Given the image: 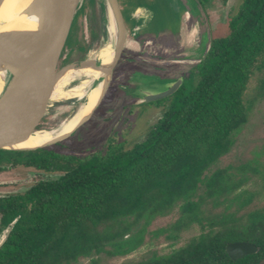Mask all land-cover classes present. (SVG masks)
<instances>
[{"label": "trees", "instance_id": "trees-1", "mask_svg": "<svg viewBox=\"0 0 264 264\" xmlns=\"http://www.w3.org/2000/svg\"><path fill=\"white\" fill-rule=\"evenodd\" d=\"M228 26L227 35L210 39L195 84L185 91L184 82L167 97L168 106L143 139L128 146L108 141L86 155L42 147L0 149V162L59 174L9 195L8 207L0 205L8 210L5 224L18 216L0 246V264H74L80 255L130 251L134 246L123 238L126 231H108V224L147 199L154 214L183 199L179 217L169 225L170 240L193 222L200 231L169 252L116 264H256L264 257V204H255L258 193L244 189L229 197L245 174L233 180L229 166L215 168L204 175L205 190L198 192L204 172L247 121L243 95L264 53V0H241L229 12ZM210 201L225 208L205 214L202 204ZM241 240L258 250L232 260L225 245Z\"/></svg>", "mask_w": 264, "mask_h": 264}, {"label": "rangeland", "instance_id": "rangeland-1", "mask_svg": "<svg viewBox=\"0 0 264 264\" xmlns=\"http://www.w3.org/2000/svg\"><path fill=\"white\" fill-rule=\"evenodd\" d=\"M138 1L132 0L129 5L131 6ZM142 1H147L144 5L150 6L152 12H154V19L147 29L148 34L153 32H158L159 34L176 32L179 23V16L177 14L173 15L167 7L163 8L160 0ZM240 2L241 0H201V3L199 2L200 9L194 6L188 8L190 13L198 12L196 16L198 20L195 22V28H197L199 33L203 32L204 36L200 34L198 39L191 40L187 44L186 49L180 47L183 50L179 52L176 50L172 54L163 53L159 57V59H163L159 61L156 58L147 57L146 55H136L134 59L140 58V60L134 61V63L131 62V67L124 66L125 58L121 55L114 67L111 82L102 97L103 100L101 99L102 101L91 118L87 122H84L75 131L73 137L70 138L72 141L76 140L77 143L81 142V146L77 143L73 144V146L76 149L81 148L83 150L68 149L64 152L85 154L99 149L107 141L123 142L128 146L135 140L143 139L148 127L154 123L168 106V98L155 103L138 105L136 99L139 95L137 92L140 86L139 83L158 77V79L162 77H184L190 71L192 74L195 73V75L192 79L185 78L184 90L187 91L190 89L196 82L198 70L196 71V68L193 69L196 62L193 61V63L189 60H196L198 55H201V58H203L212 37L224 36L229 33V12L235 9ZM150 3H153V5ZM130 6H127V8L122 6L127 26L130 25V22L126 18ZM103 12L104 7L103 10L101 7L90 15L81 31V38L80 34H75L73 38L71 37L72 39L70 38L68 40V44L74 50L75 57L84 54L104 39ZM201 15L205 23H203ZM36 23V17L32 18L23 36L29 37L27 32L34 34L36 31ZM187 23L192 26L194 20H187ZM148 34H144L143 32L141 36L145 37ZM23 42L22 44L19 42L20 44L18 43L15 46V51L23 53L22 55H27L25 52L26 42ZM174 58H184L185 61L183 63L173 64L171 61H174ZM157 61L158 63L156 64ZM149 62L152 64V69L148 68ZM137 64L139 67H137ZM125 70H127L128 74L129 72L134 74V77L132 79H126L124 74ZM32 78L30 77L24 82L20 80V72H7L1 66L0 91L18 89L23 83L30 85ZM94 80L93 76L87 77L86 79H76L70 83V86H80V90H84L85 92V88L90 90L92 84H94ZM85 81L87 82L85 83ZM129 83L132 85H129ZM119 85H127L129 87L126 91H121ZM76 98L75 95H70L59 104L55 103L57 109L53 111V116L47 121L46 125L48 127H54L60 118L71 115L78 108L84 97L81 100H77ZM243 98L247 111V121L235 133V141L228 151L220 156L211 165L209 170L204 172L202 175L203 181H199L201 183H199L198 192L202 193L205 190L204 175H210L211 171L215 168L220 169L229 166L226 168H228V173L233 180L238 179L242 174L246 176L245 182L235 189L229 197L238 192H242L244 189L255 190L258 193L255 204L259 205L264 204V53L260 56V64L250 74ZM65 142L68 141L66 140ZM28 170L20 168L8 169V180H18L8 184V193L23 192L26 190L29 184L28 181L34 180L33 175H35L34 172H28ZM4 174L6 175V172ZM216 182H218V179ZM140 196H142V193H140ZM182 201L183 199H180L175 205L168 206L167 211L156 214H154L155 211L151 210L153 205L148 199L145 202L142 201L134 212H128L120 222L108 224L110 226L108 231L112 229H116L118 232L126 231L123 238H128L127 243L134 246L130 251L115 255L108 254L105 251H100L97 254L80 255L76 258L74 264H88L92 258H96L98 264L129 262L148 257L154 253L163 254L178 247L184 243L186 238L200 231L199 225L193 222L190 226L181 229L180 235L176 240H170L166 236L167 233L171 232L169 225L180 215L179 206ZM225 201L224 204L226 205L227 202ZM225 205L222 202H204L202 204V210L205 214L217 213L224 209ZM99 229H101L99 232L102 233V228ZM110 246L106 245V248H110Z\"/></svg>", "mask_w": 264, "mask_h": 264}, {"label": "water", "instance_id": "water-1", "mask_svg": "<svg viewBox=\"0 0 264 264\" xmlns=\"http://www.w3.org/2000/svg\"><path fill=\"white\" fill-rule=\"evenodd\" d=\"M107 3L113 14L115 36L110 39L106 37L104 42L101 40L95 47L75 57L74 50L68 44V40L71 37L73 38L75 34H80L90 15L98 8L102 7L103 10ZM21 13L35 14L37 17L36 34L30 33L29 38L26 40V53L28 56L24 57L12 50L3 40L4 36L0 35V64L7 72L32 71L33 78L25 104L0 114V149L4 150H30L52 145L68 137L78 126L88 120L107 90L114 67L129 34L119 0H30ZM3 32H6V30H3ZM103 44L115 49L108 72L104 74V77L108 76L105 90L89 115L78 122L64 136L28 148H13L14 145L26 141L34 132L56 129V126L48 127L46 123L53 116V111L57 109L55 103L59 104L67 97L54 94L50 96L51 90L64 92L70 87V83L74 79L60 83L58 78L65 71L75 69L83 62L91 60L94 52ZM94 79L95 84L97 79L95 77ZM181 81L182 79L178 78L169 87L164 90H157L154 93H151L148 88H143L139 92L144 94L142 99L145 102L158 100L174 93ZM83 97H77L76 99L81 100ZM55 177L54 175L51 176L52 179ZM15 220L16 218L10 223L8 232L1 235L0 246L6 240ZM257 250V246L244 240L232 241L225 245V251L232 260L253 254ZM256 264H264V257Z\"/></svg>", "mask_w": 264, "mask_h": 264}, {"label": "flooded vegetation", "instance_id": "flooded-vegetation-1", "mask_svg": "<svg viewBox=\"0 0 264 264\" xmlns=\"http://www.w3.org/2000/svg\"><path fill=\"white\" fill-rule=\"evenodd\" d=\"M120 1H121L122 6L127 8V6H130L129 3L132 0H120ZM160 1L162 2L163 8L167 7L168 10L170 11V13H172L173 15L177 14L179 16L178 29H176L175 33L174 32L173 33L168 32V33H164V34H159L158 32H153V33L148 34L147 29H148L149 25L152 23V20L154 19V12H152V9L150 6L144 5V3H147V1L139 0L137 3L132 4L130 6V8L128 9V12L126 14L127 21L130 22V25L127 26L128 31H129L128 42L124 45V48H123L122 53H121V55H123L125 58L124 66H127V67L130 66L131 67V62L134 63V61L140 60V58L134 59L136 55H146L147 57L156 58V60L159 61L160 59H163V58L159 59L161 54H163V53L172 54L176 50L179 52V51L183 50L180 47H183L186 49L187 44L193 39L194 40L198 39L200 34L202 36H204L203 32L199 33L197 28H195V22L198 20L196 17L198 15V12L190 13L189 9H188L191 6L192 7L194 6L197 9H200L199 8V2L201 3V0H160ZM150 4L153 5V3H150ZM192 14H193V16H192ZM201 18H202L203 23H205L202 15H201ZM187 20H194V24L192 26L188 25ZM27 27L25 28V30L27 29ZM25 30L19 36V38L15 41V43L13 45L14 47L19 42L22 44L24 39H25L24 42H26V39L29 38V37L23 36ZM143 32H144V34H148V35L145 37L141 36V34ZM80 38H81V33H80ZM201 57H202L201 55H198V58L196 60H189L192 62L193 61L196 62V65L193 67V69L196 68V71L198 70V66H199L200 62L205 58V55L203 58H201ZM173 60L174 61L170 60L173 64L183 63L185 61L184 58L183 59L174 58ZM158 61L156 62V64L158 63ZM148 64H149L148 68L152 69L153 68L152 64L150 62ZM137 67H139L138 64H137ZM134 73H135V71H134ZM124 74H125L126 79H129V78L132 79L134 77L133 76L134 74H132L131 72H129V74H128L127 70H125ZM191 74L192 73L190 71H188V73H186L184 77H178V78H181L182 81H181V83L177 89H179L183 85V83L185 82V78H191L192 79L194 77V74H192V75ZM158 78H151L148 81H142L141 83H139V85H140V86L138 85L139 88L137 86V88H138L137 92L139 95L136 99L137 100L136 102L138 105H141L144 103H152V102L155 103V102L163 100V99H165V98H167L173 94L172 93L171 95L165 96V97L160 98L158 100L149 101V102H145L142 99L144 94L140 93L139 91H141L143 88H148V89H150L151 93H154L157 90H164L166 87H169L171 83L175 82L178 79L177 76L174 78H172V77H168V78L162 77L160 79H158ZM129 85H132V84L129 83ZM128 87L129 86H127V85H119V89L121 91H126L128 89ZM124 99H125V97H124ZM102 100H103V98H102ZM97 107H96V109H97ZM94 111H93V113H94ZM93 113L91 114V116L93 115ZM71 115H69V116H71ZM69 116H64V117L60 118L57 121V123L55 124V126H57L63 119H65ZM91 116L89 117V119L91 118ZM88 120H86L85 122H87ZM80 126H78L65 139L58 141L55 144L44 146L42 148L53 149L59 153H68V152H64L65 150H68V149L78 150V151L83 150L81 148L76 149V147L73 146V144L77 143L76 140H73V141L70 140V138L73 137V134L75 133V131ZM149 128H150V126L148 127V129ZM147 131L144 133L145 136L147 134ZM139 135H138V137H139ZM66 140L68 142H65ZM135 141H139V140H135ZM135 141H133V142H135ZM83 143H85V142H83ZM77 144H80V146H81L82 143L78 142ZM59 147H62V148H59ZM102 147H100V148H102ZM2 151L8 152V149L2 150ZM11 151H25V150H11ZM93 151H90L88 153H91ZM88 153L79 154V155H86ZM13 168L29 169L28 172H34L35 173V175H33L34 180L28 181L29 184H28L26 190L29 189L30 186L36 184L38 181L52 180V178H51L52 175L56 176L54 179L59 178V174L45 173L43 170L34 169V167L25 166L22 164L13 166V165H8L7 161L0 162V205H4V207H8V196L9 195L21 193V192L8 193V184H11V183L18 181V180H8V175H7L8 169H13ZM5 172H6V175L4 174ZM37 176H39V177H37ZM35 177H37V178L35 179ZM7 217H8V210L3 212V210L0 209V237L3 233L8 232V228L10 226V223L13 221V219L16 218V220L13 223V225L11 226L9 232L12 230L13 226L15 225V223L18 219V216H16L9 223L7 222L5 224L4 220Z\"/></svg>", "mask_w": 264, "mask_h": 264}, {"label": "bare ground", "instance_id": "bare-ground-1", "mask_svg": "<svg viewBox=\"0 0 264 264\" xmlns=\"http://www.w3.org/2000/svg\"><path fill=\"white\" fill-rule=\"evenodd\" d=\"M29 1L30 0H0V35L4 36V38L2 37L3 40L12 50L16 49L13 45L23 33L25 28L29 25L30 20L36 17L35 14L21 13ZM102 19L105 30L104 39L106 37L110 39L115 36V26L113 14L108 3L104 6ZM3 30H6V32H3ZM30 33L32 32H27V34ZM34 34H36V31ZM104 39H102L103 42L105 41ZM114 49V47H109L103 44L94 52V56L91 60L83 62L75 69H69L65 71L64 74L58 78L60 83L73 79H86L90 76L95 77L97 80L90 90L85 88V92L84 90H80V86H70L64 90V92L51 90L52 92L50 93V96L52 94L65 98L69 97L70 95H75L76 97L84 96L83 100L81 101L83 104L81 105L80 103L78 106L79 108H77L71 116L63 119L56 126V129L34 132L28 137V139H26V141L14 145L13 148H28L42 144L56 137L64 136L68 134L78 122L84 120L89 115L97 100L101 97L105 90L108 76L104 77V74H107L108 72L114 54ZM23 56L27 57L28 54ZM1 66L2 65L0 64V67ZM20 74V80H23L24 82L32 77V71L20 72ZM86 82L87 81H85V83ZM29 88L30 85L23 83L18 89L0 91V114L25 104L29 96ZM85 109L86 111H84Z\"/></svg>", "mask_w": 264, "mask_h": 264}, {"label": "crops", "instance_id": "crops-1", "mask_svg": "<svg viewBox=\"0 0 264 264\" xmlns=\"http://www.w3.org/2000/svg\"><path fill=\"white\" fill-rule=\"evenodd\" d=\"M127 42H128V38L126 39V43H127ZM126 43H125V44H126Z\"/></svg>", "mask_w": 264, "mask_h": 264}]
</instances>
